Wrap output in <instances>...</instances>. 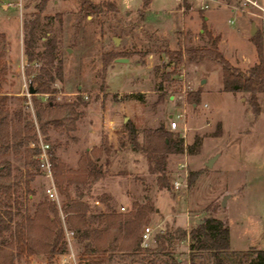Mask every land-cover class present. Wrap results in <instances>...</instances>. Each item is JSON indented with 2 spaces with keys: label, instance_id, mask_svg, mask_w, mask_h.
<instances>
[{
  "label": "rangeland",
  "instance_id": "rangeland-1",
  "mask_svg": "<svg viewBox=\"0 0 264 264\" xmlns=\"http://www.w3.org/2000/svg\"><path fill=\"white\" fill-rule=\"evenodd\" d=\"M106 1L116 3L118 14L125 17L123 23H118L111 16H86L80 10L78 0L48 1L35 36V50L43 51L46 41L54 39L56 58L60 60L62 69L61 79L54 84L59 90L56 100H74L79 93L87 101L86 106L80 107L83 114L78 121L79 130L84 131L88 119L101 121L102 126L104 118L107 121L113 119L109 131L116 134V140L124 139L125 144L129 141L124 117L141 130L160 124L168 127L171 115L178 123L173 131H179L187 143L193 141L195 134L202 137L197 152L184 154L170 164L172 182L183 177L179 189H158L156 176L146 172L143 155L136 151L132 155L138 162L136 168L130 173L117 168L114 172L122 170L126 173L111 177L115 182L109 186L112 193H116L112 203L116 209L122 210L120 203L127 209L133 200H141L145 194L150 196L158 208L151 214L147 226L163 230L165 223L189 228L193 221L203 219L216 207L212 214L226 215L231 224L233 248H264V92L258 96L261 112L255 116L246 100L247 94L219 90L220 66L211 60L181 66L177 70L181 80L177 91L170 88L160 96V91L154 86L160 81L161 73L173 68L172 65L164 66L167 57L158 50L160 41L167 39L173 48L178 40L184 46L204 45L203 22L213 34L221 36L219 49L225 58L240 70L247 69L257 61L251 35L262 38L264 54V12L243 7L238 0H217L219 3L205 9L200 7L206 0H189L187 10L178 8V0H151L141 16L139 9L143 0ZM38 2L0 0V33L5 35L9 66L4 91L14 97H29L27 94H31L24 75L26 57L23 52V39L28 36L30 24H24ZM257 2L264 8V0ZM252 22L256 31L251 34ZM120 26H124L126 32L118 35L116 31ZM113 37L119 39L117 45H114ZM147 48L150 50L141 55V51ZM109 50H129L131 55L126 57L129 59L127 62L112 60L102 80L99 75L101 54ZM202 80L205 82L200 85ZM102 85L103 89H100ZM198 86L203 89L201 100L197 106H192L186 101L185 93ZM177 114H182V117L176 118ZM96 127L104 134L108 130ZM70 133L60 128L48 131L50 147L67 166L76 162L86 145L81 140L71 143L67 138ZM39 135L44 139L42 134ZM75 149L76 154L73 153ZM216 154L219 155L212 167L207 168L206 163ZM8 158L14 166H23L20 155H9ZM180 164H184L183 167ZM190 170L201 172L188 186ZM47 185L48 180L36 173L30 182L35 191L29 201L30 210L33 203L43 198ZM95 185L91 196L84 198L90 206L104 190H98ZM225 192H232L233 198L224 210L221 195ZM71 193L74 195L72 188ZM186 242H182L178 250L183 257L187 254ZM30 264L48 263L42 255H34Z\"/></svg>",
  "mask_w": 264,
  "mask_h": 264
},
{
  "label": "trees",
  "instance_id": "trees-1",
  "mask_svg": "<svg viewBox=\"0 0 264 264\" xmlns=\"http://www.w3.org/2000/svg\"><path fill=\"white\" fill-rule=\"evenodd\" d=\"M48 1L39 0L30 19L24 24H30L28 36L23 39L26 57L24 75L28 87L34 91L29 97H14L4 91L9 66L5 35L0 33V264H30V258L34 255H42L48 264H53L56 256L67 252L64 224L74 232L73 245L81 264H264V249L230 248L228 229L212 214L216 207L203 219L193 221L189 228L165 223L164 230L155 233L147 247L141 245L143 228L150 223L151 214L156 212L150 196L145 194L141 200H133L129 208L118 210L112 203L111 195L103 192L96 197L104 204L103 211L90 213V204L83 197L87 194L91 196L93 184L108 172L112 158L111 146L104 137L99 146L79 155L76 169L66 168L50 148L60 205L57 206L44 194L43 198L33 203L32 210L28 208L35 194L30 182L40 172L36 159L39 133L49 143L50 128L67 132L75 130L76 122L83 114L80 107L87 105L79 93L74 100H56L59 90L54 84L61 79L62 69L60 60L56 58L54 39L46 41L43 51L35 50V36ZM78 1L80 10L86 16H111L118 23L125 18L118 14L114 2ZM150 2L143 0L139 9L141 16ZM189 7V0L178 3L180 9L187 10ZM117 29L118 35L126 32L124 26ZM202 34L206 37L204 45L184 46L178 40L173 48L167 39L160 41L158 50L167 57L164 66L172 65L173 68L161 73L160 81L154 83L155 89L160 91V96H164V92L170 88L177 91L181 87L177 75L181 66L211 60L220 66L219 90L247 94L249 108L257 116L261 112L258 96L264 92L262 38L256 34L250 36L256 48L257 61L242 71L225 58L219 49L221 36L213 34L205 22L202 23ZM149 50L141 51V55ZM130 55L129 50L102 52L100 78L104 79L112 60ZM100 89H103V85ZM202 91V86L187 91L186 101L197 106ZM124 127L131 148L143 155L146 172L156 176L158 189H172L171 162L184 154L197 152L202 140L201 136L195 134L193 141L187 143L179 131L175 132L164 124L139 130L128 120ZM9 155H20L23 166H14ZM101 156H104V160L99 163ZM200 172H188V186L193 184ZM185 241L187 254L183 257L178 250Z\"/></svg>",
  "mask_w": 264,
  "mask_h": 264
},
{
  "label": "crops",
  "instance_id": "crops-1",
  "mask_svg": "<svg viewBox=\"0 0 264 264\" xmlns=\"http://www.w3.org/2000/svg\"><path fill=\"white\" fill-rule=\"evenodd\" d=\"M207 18L208 17H205L204 19H207ZM171 117L172 116L170 115V118ZM79 120H80V118H79ZM79 120H77V122H76L75 130L71 131V133H70L71 135L67 134V138H69L71 140V143L76 144L75 142L77 140H81L83 143L86 144L85 147H84V151L86 150V151L89 152L92 147L99 146L101 141H102V138L106 137L107 141H108V144L111 146V157L112 158H111V163H110V165L108 167L109 168L108 172L105 174L104 177L96 180L93 185L96 184L95 186L98 187V190H100V188H101V190L104 189V190L100 191V193H103V192L107 193L108 192V194H110L112 196L113 200H115L116 193L115 192H114L115 194L112 193V189L109 186L110 183L115 182L114 180L111 179V177L118 176L121 173H123V175H124V173H126V172H122V170L128 171L130 173V171H132L133 169L136 168V164L138 162H136L135 157H132V155H134L136 151L133 150L129 144H125L124 143V139L119 138V139L116 140V134H114L113 132H110L111 130L109 131V128L114 123L113 119H110V120L107 121V119L104 118L103 119V123H104L105 127L102 126L101 121H99V122L95 121V122H97V123H95V122H92L90 119H88L87 122H86V127H85L83 132L81 130H79V128H78V126H79L78 125V123H79L78 121ZM127 120H128V117H127ZM123 121H124V123L126 122L125 121V117H124ZM96 126H99L101 129L107 128L108 130H107V132H105L106 135L104 133H102L100 130H98ZM134 126L136 127L135 124H134ZM125 130H126V128H125ZM76 151L77 150L75 149V151L73 153L76 154L77 153ZM77 157H79V155ZM77 160H78V158H76V162H74L70 166L66 165V168L76 169ZM103 160H104V156H101L100 160H99V163H102ZM117 168L118 169L122 168V170H116L117 172H114L115 169H117ZM145 170H146V168H145ZM39 174L42 175L40 172H39ZM92 191H93V188H92ZM117 193H119V192H117ZM227 193L228 192H225L224 194L221 195L222 197H225V205H221V207H223L224 210L229 205L230 200L233 198V193L232 192H230L228 194ZM225 194H227V195H225ZM87 197H90L89 194L85 195L83 197V199L87 198ZM116 200L119 201L120 198L117 197ZM124 205L125 204H121L120 203L119 207L121 209L123 208L122 210H124ZM90 207H92L90 209L91 210L90 213H93V214L96 213L97 214L100 211H103L104 204L102 202H100V200L98 198H95L93 205L90 206ZM157 208L158 207H156V211H157ZM214 216H216V215H214ZM216 217L219 218L222 221L223 225L229 231V243H230V248L232 250H246V249H249V248H245V249L233 248L232 240H231V224L228 221V217L226 215H223L222 217H219V216H216ZM196 220H199V219H196ZM159 223H161V221H159ZM186 244H187V242H186ZM252 247L256 248L255 246H252ZM261 249H264V248H261Z\"/></svg>",
  "mask_w": 264,
  "mask_h": 264
},
{
  "label": "built area",
  "instance_id": "built-area-1",
  "mask_svg": "<svg viewBox=\"0 0 264 264\" xmlns=\"http://www.w3.org/2000/svg\"><path fill=\"white\" fill-rule=\"evenodd\" d=\"M182 3V0H178ZM239 3L243 7H253L262 12H264V8L261 7L257 0H238ZM214 3H219L217 0H206V2L200 7L201 9L209 8ZM29 96V94H27ZM182 114H177L176 118H181ZM177 121L173 118V116L169 120V127L170 129H175L177 127ZM39 151L36 155V159L38 160V169L43 177L48 180V185L45 187V195L50 201H53L60 205V196L56 185L54 183L53 172H52V161H51V153H50V144L44 141L41 136L39 135V141L37 145ZM184 164H180L183 167ZM183 181V177L176 178L173 183V188L179 189L181 182ZM123 209V208H122ZM63 218V217H62ZM64 231H65V239L67 242V252L59 254L56 256L53 264H81L79 262L78 255L73 247V239H74V232L71 229H68L64 224ZM163 229H153L150 226H145L143 228L142 233V241L141 245L143 247H147L150 244V241L155 233L161 232Z\"/></svg>",
  "mask_w": 264,
  "mask_h": 264
},
{
  "label": "water",
  "instance_id": "water-1",
  "mask_svg": "<svg viewBox=\"0 0 264 264\" xmlns=\"http://www.w3.org/2000/svg\"><path fill=\"white\" fill-rule=\"evenodd\" d=\"M175 31L177 32L176 29H175ZM255 31H256V29H255V27H254V23L252 22L250 33L252 34V33H254ZM112 40H113L114 45H117V44L119 43V39L116 38V37H113ZM128 60H129V59L126 58V57H117V58H115L114 61H115V62H127ZM204 82H205V80H202V81L200 82V85H202ZM29 92H30V93H33V92H34V91L31 89L30 86H29ZM126 120H127V117H125V121H126ZM218 155H219V154H216V155H214L211 159H209V161L206 163V167H207V168L212 167V165H213L215 159L218 157ZM221 204H222V205H225V197H223ZM197 221H199V220H197Z\"/></svg>",
  "mask_w": 264,
  "mask_h": 264
}]
</instances>
